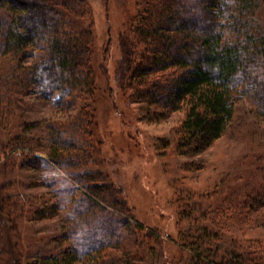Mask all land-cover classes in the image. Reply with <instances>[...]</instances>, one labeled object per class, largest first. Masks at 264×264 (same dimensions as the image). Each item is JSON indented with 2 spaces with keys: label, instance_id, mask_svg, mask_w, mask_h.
Segmentation results:
<instances>
[{
  "label": "rangeland",
  "instance_id": "374dc122",
  "mask_svg": "<svg viewBox=\"0 0 264 264\" xmlns=\"http://www.w3.org/2000/svg\"><path fill=\"white\" fill-rule=\"evenodd\" d=\"M87 2L93 20L83 21L93 31L97 73L92 98L57 107L33 86L21 90L18 76L32 58L0 60V85L7 80L12 93L0 108V264H34L80 235L68 213L84 202L81 190L43 149L47 124L76 116L86 104L94 111L96 144L87 168L102 170L122 189L135 217L119 214L132 225L119 224L115 215L109 222L121 228L114 241L124 239L139 264H264V115L257 104L237 102L226 132L199 154L166 147L185 112L161 113L136 95L129 73L116 74L124 48L137 41L133 27L142 0ZM18 136L44 166L34 167V156L11 148ZM38 209L55 215L41 217ZM111 252L124 255L123 249Z\"/></svg>",
  "mask_w": 264,
  "mask_h": 264
},
{
  "label": "trees",
  "instance_id": "16d2710c",
  "mask_svg": "<svg viewBox=\"0 0 264 264\" xmlns=\"http://www.w3.org/2000/svg\"><path fill=\"white\" fill-rule=\"evenodd\" d=\"M141 5L133 27L137 41L124 48L116 74L129 73L136 95L161 113L185 112L166 147L171 144L184 155L203 152L226 132L243 98L264 115V0H142ZM83 19L93 20L87 0H0V60L7 55L33 59L18 76L25 83L22 91L33 86L57 107L67 99L94 96V37ZM0 86L3 108L12 93L7 80ZM94 116L86 104L76 116L47 124L43 151L67 171L84 202H75L68 213L78 238L34 264H139L124 239L114 241L121 228L109 222L116 216L119 224L132 225L119 214L135 217L122 189L102 170L87 168L96 145ZM26 145L23 136L10 142L13 150L34 156V167L44 166L46 161ZM36 213L55 215L45 209Z\"/></svg>",
  "mask_w": 264,
  "mask_h": 264
}]
</instances>
